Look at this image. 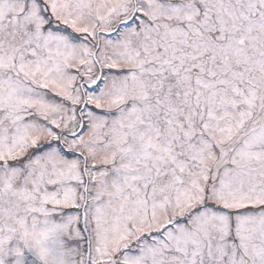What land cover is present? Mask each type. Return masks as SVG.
Instances as JSON below:
<instances>
[{"label":"snow or ice","instance_id":"obj_1","mask_svg":"<svg viewBox=\"0 0 264 264\" xmlns=\"http://www.w3.org/2000/svg\"><path fill=\"white\" fill-rule=\"evenodd\" d=\"M0 264H264V0H0Z\"/></svg>","mask_w":264,"mask_h":264}]
</instances>
